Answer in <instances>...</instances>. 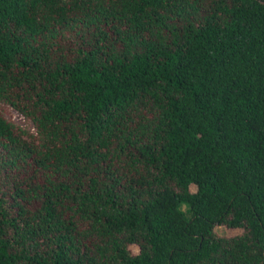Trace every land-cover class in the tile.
<instances>
[{
    "label": "trees",
    "instance_id": "trees-1",
    "mask_svg": "<svg viewBox=\"0 0 264 264\" xmlns=\"http://www.w3.org/2000/svg\"><path fill=\"white\" fill-rule=\"evenodd\" d=\"M0 102V264H264V0H0Z\"/></svg>",
    "mask_w": 264,
    "mask_h": 264
},
{
    "label": "rangeland",
    "instance_id": "rangeland-1",
    "mask_svg": "<svg viewBox=\"0 0 264 264\" xmlns=\"http://www.w3.org/2000/svg\"><path fill=\"white\" fill-rule=\"evenodd\" d=\"M212 0H202L203 5L208 8L211 5ZM81 13V12H79ZM83 14V13H81ZM69 16V25H71L72 15ZM78 18L81 15L75 14ZM57 36L54 39V48L53 53L58 54L59 56L72 58L74 53L72 51L74 44L79 41L80 31H84V28L80 24V21L73 22L72 27H63L60 28L58 26ZM88 34L84 33L83 38L87 37ZM24 101L22 102V104ZM0 116L4 117L6 120L14 123L16 125V130L18 133L22 131L24 137L28 139L30 142H34L35 144H39L41 142L40 135L38 133V128L35 122L26 115L25 113L20 112L7 102H0ZM153 113L151 107H140V110L134 115L135 122L131 123L132 127L138 125V122L147 123L148 118H152ZM140 131V129H138ZM1 150V147H0ZM120 158L113 157L111 164L113 165V169H115L116 175L120 176L122 182L125 184L126 178H129L132 174H134V170L132 169V164L126 159V157L121 154ZM110 157V155H109ZM109 162V158L107 160ZM21 180L24 183L26 180L34 179L36 181L37 174L33 170L32 167H22V171L20 172ZM192 191H195L196 185L192 184ZM35 206V204L33 205ZM69 213L72 212L66 209L65 217L68 218ZM76 220L77 227V238L80 242L82 249H87L89 253L96 252L97 244H103L102 236L97 232L92 230V226L89 222H86L78 215L74 216ZM243 231L242 228H231L226 225H218L216 226V232L220 235H226L228 237H233L241 234ZM132 253H137L139 251L138 245H130L129 246Z\"/></svg>",
    "mask_w": 264,
    "mask_h": 264
}]
</instances>
